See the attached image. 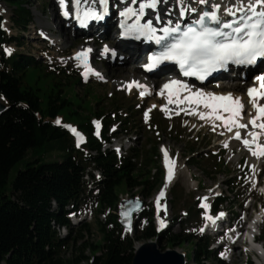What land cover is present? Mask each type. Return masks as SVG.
<instances>
[{"label": "trees", "instance_id": "16d2710c", "mask_svg": "<svg viewBox=\"0 0 264 264\" xmlns=\"http://www.w3.org/2000/svg\"><path fill=\"white\" fill-rule=\"evenodd\" d=\"M0 2L13 7L14 26L20 31L26 30L31 20L27 2ZM15 40L0 28V97H3L0 100L7 107L0 113V264H79L81 261L131 264L133 243L141 240H159L168 245L193 243L187 258H193L194 264H204L208 259L223 264L207 249L204 239L196 240L183 228L156 232L151 205L145 211L148 224L136 231L133 238L123 235V229L112 214L105 222L97 220L101 234L98 243L84 241L77 248L79 254L67 259L62 256L71 237L59 238L57 228L66 226L72 232L66 217L67 207L72 205L76 209L82 201L88 187L84 180L87 169H98L102 176L96 184L99 212L113 210L119 200V189H137V194L150 197L161 183L158 147L150 145L141 154L133 149L131 157L123 159H118L111 150L103 151L94 133L92 117L103 122L101 139L107 140L106 134L113 122H120V126L128 124L119 113L118 102H110L113 117L108 118L105 111L98 108L100 104L97 108L90 102L82 106L83 99L73 93L80 83L78 76L62 68L47 70L20 53L6 56L4 47ZM30 74H34L33 83L28 80ZM56 118L75 124L84 135L85 143L75 148L67 131L56 125ZM52 153H57L58 159H46ZM195 153L194 148L189 149L188 164L207 160L202 155L195 159ZM213 167L212 173L219 174L226 165L219 157ZM13 169L15 173L9 178ZM234 188V185L230 188L231 192ZM172 196L174 202L179 201L174 189ZM225 200L227 198H219L215 205ZM84 231H89L87 223H82L75 231L74 243L82 238ZM262 241L264 247V231ZM86 250L90 258L84 255Z\"/></svg>", "mask_w": 264, "mask_h": 264}, {"label": "rangeland", "instance_id": "374dc122", "mask_svg": "<svg viewBox=\"0 0 264 264\" xmlns=\"http://www.w3.org/2000/svg\"><path fill=\"white\" fill-rule=\"evenodd\" d=\"M25 1L27 2L28 8L31 12V22L27 29L23 32L17 29L12 23L11 17L13 7L7 3L0 2V15L5 26L4 29H7L5 32L8 36L18 39L15 40V43L9 44L7 48L12 49L11 53H21L27 57L37 60L40 66L46 68L47 70H50L49 68L52 69L60 66L65 69H69L70 71L76 68L77 64L69 59L75 49H81L83 44H85L84 41L87 39L86 36L81 37L78 33L76 34L70 32L71 35L69 36L68 43V40H66V36L68 34L65 29L66 27H61L55 20L56 15L54 10L58 9L56 0ZM168 8L169 7H167V9ZM164 14L165 13H163V15ZM40 26H45L47 29H42ZM52 30H55V32L58 30V36H55L54 38L51 37L52 43L44 42L42 37L39 35V32L48 36V33L52 32ZM112 34L110 36V42L115 41L114 39L116 38V35L113 34L112 36ZM87 37L90 39L89 34ZM55 40L57 43H55ZM92 41L96 40L92 38ZM100 54L101 50H97L94 53V55H97L98 60H100L102 56ZM130 63L131 62L126 61L125 59L120 61L118 60L117 63H111L109 60L104 59L103 61L101 60V62L98 61L94 64L95 72H98L96 69L101 67L103 69L107 68L109 72H112V69L118 66L128 67L127 65H129L132 67V64L130 65ZM82 71L83 68L75 70L76 73L74 74L79 77L80 83L75 86L73 92L74 94H77L78 98L83 99L82 106H84L83 104L85 102H90L93 108H97L98 104H100L98 108L100 110H104L105 116L108 118L113 117L111 112L112 110H110V102L112 103L113 101H116L118 102L116 105L121 107V117L123 119L125 118L128 122L127 125L123 123L121 126L118 123L114 124L111 132L115 133V137L113 138L111 133L108 134L109 142L103 144V150H112L118 157H131L133 149L141 154L149 149L150 145L156 144L158 147V153H160L161 164L163 166L164 159L162 149L167 150L170 159L175 161L174 178L168 183L167 188H164L166 182V169L164 166L165 175L164 181L162 182L163 186L158 185V188L155 187L152 196L149 198L144 195L134 196L135 198H140L144 204H150L155 202L161 189H164L165 196L161 198V204L166 206L168 219L174 218L175 215L179 216L177 221L171 227L172 230L178 231L179 227L177 223L181 221L184 224V227L190 228L191 231H193V228L190 227L191 225L189 223L190 217L185 215L180 216V214L188 211L190 206L194 207V203H196L195 207H198L197 203H205L209 205L212 198L220 193L228 196L230 200L242 203V208H245L247 204L252 203L254 210L256 212L260 211L262 216H264V212L259 210V203L264 204V195L261 194L260 190H256L255 188V174H258L261 167L263 168V170L260 171V174L262 175L261 178H264V164L261 167L259 164V161L263 159L258 160L256 157L248 154V152L241 147L238 142L231 145H228L227 143V147H225L226 142L222 134L217 131H213L207 124H203L200 121H194L192 115H186L184 112L177 115L174 110L166 114L164 111H161V101L158 97H156V95H150L144 100H139L136 92L127 93L124 83H127V81L131 79L130 76H125L122 80L106 81L105 79H99L96 75L91 74L90 77L85 79L84 75H82ZM74 74H72V76ZM28 80L33 83L35 80L34 74H30ZM154 99L157 103H152ZM0 103L3 104L2 101H0ZM152 105H156V107L153 108ZM145 111H148L147 122L144 117ZM150 117H152L153 122L158 127V132H155L152 128L147 127L150 122ZM95 119L96 118H93V120ZM61 123L76 127V125L72 123L67 124L63 121H61ZM190 148H194L196 151L193 156L195 159H199L202 155V158H206L207 160L200 161L194 165L188 164L187 160H190V157H188V151ZM117 149H119V152H117ZM218 151L223 152L222 157L226 164V168L222 173L214 174L212 173L214 169L213 165L216 161H218V159L216 156H209V154H212L213 152L218 153ZM46 159L56 160L58 159V154L52 153L46 156ZM262 163H264V160ZM253 165L256 168L255 171H253L251 167ZM202 170L205 171V173H203ZM206 171L208 174H206ZM14 173L15 169L10 172L9 178H11ZM239 178H245L246 181L239 186L236 192L234 191V193L231 194L229 191L230 185L237 183ZM85 179L87 181L90 180L89 177H85ZM173 189L178 195V202H174L172 196ZM137 192V189H119L118 191L119 198L122 199L126 197L130 198ZM89 194L90 193L87 191L85 196L86 202L79 207L81 212L86 211L88 214H91L90 218L88 216V219L82 221L89 225V231L81 233L82 238H80L76 243H74L73 238L76 235L75 231L79 228L82 222L78 225H72L73 228L71 233L69 230L66 231L68 236L71 238L69 239L67 247L62 252V256L65 259L79 254L77 248L84 241L94 244L98 243L100 241L101 234L98 230L99 225L97 220L104 222L109 215L116 213L113 210H104L99 212L98 204L93 202ZM204 197L207 199H199ZM254 199L257 200V202H254ZM226 206L227 204L225 203L222 207L225 208ZM230 209L232 213H236L237 206ZM145 222L148 223V221L144 220L142 211L137 218V226L141 228ZM155 224L157 223H154V225ZM169 226L170 225L167 227ZM192 226H194V224ZM260 228L264 229V217L262 223L260 224ZM64 234L66 233L60 229V235L63 236ZM129 235L131 234L129 233ZM145 242L148 241H135V243H133V247L136 248V246ZM155 243L161 252L174 250L183 255L184 263L186 262L185 255L191 252L193 245V243L187 242H179L175 245H168L164 241L159 240L155 241ZM237 243L238 244L236 245H239L240 248V241ZM248 249L249 247L245 244L242 248H240V255L237 259H234V257L231 256L228 259H224L223 264H246L249 260L252 261V264H264V261L251 257L247 251ZM225 250L228 255L232 254V246L226 247ZM84 255L89 258L91 257L88 250L84 252ZM79 264H86V261H81ZM188 264H193L192 259H190ZM205 264H212V262L208 260Z\"/></svg>", "mask_w": 264, "mask_h": 264}, {"label": "snow or ice", "instance_id": "6c2138e0", "mask_svg": "<svg viewBox=\"0 0 264 264\" xmlns=\"http://www.w3.org/2000/svg\"><path fill=\"white\" fill-rule=\"evenodd\" d=\"M68 2L71 3L75 18L81 27H87L89 21L103 20L108 13L109 0H58L61 15L64 17L70 15V11L67 10ZM121 2L125 4L119 12V16L123 18L120 22L121 37L137 40L143 37L154 40L157 45H160L159 51L148 54L147 62L142 65L145 71H153L165 63H174L179 66L180 76L194 77L204 81L216 72L226 71L229 65L249 67L264 59V0H234L230 7L222 6L220 2H212V0H194L195 4L208 6L199 10L192 6L193 0H175L176 5L179 6L178 19L174 24L172 20H168L167 26L159 29L163 35H157L158 29L154 26L153 20L141 21L146 15V10L156 13L158 6L162 3L167 4L168 0H121ZM137 3H139L138 9L133 8L132 5ZM97 4L102 11L94 7ZM188 12L197 13L198 18L182 28V19ZM221 12L224 15H221ZM237 12L244 13L238 20L225 19V16L235 17ZM129 19H132V23H127ZM159 20L160 16L156 15V21ZM4 27V24L0 23V28ZM41 35L44 34L41 33ZM92 51L90 47L83 48L77 51L72 59L78 62V66L84 67L85 72L82 75L85 79L90 73L99 79H104L88 63L89 54ZM110 51L115 55V51L105 45L102 54ZM4 52L11 55L12 49L5 48ZM253 81V86H249L246 90L247 100L239 95L234 96L231 92L221 94L205 91L178 78L166 80L160 86L157 95L164 97L167 102L160 106L161 111L167 114L170 111L167 105L174 104L178 109L175 112L177 115L184 112L186 115L196 116L205 123L211 124L213 131L223 127L227 132L233 133L232 138L240 141L252 156L260 159L264 158V102H261L264 101V73L255 75ZM133 86L141 90L139 91L141 97L151 94L147 86L138 81H132L126 87L131 90ZM246 104L254 110V115L246 111ZM180 105L185 107L180 108ZM152 107L155 108L156 105ZM245 115L248 116L247 122H242ZM144 117L147 122L148 111L144 112ZM217 121L220 123L217 124ZM55 123L61 124L60 119H57ZM93 123L99 129L100 122ZM64 127L77 138V147H79L83 141L81 133L70 125H64ZM241 130H244L243 136ZM248 136H251L250 140L246 138ZM162 151L166 169L164 188H167L168 183L174 178L175 161L170 159L167 150L162 149ZM251 167L253 171L256 170L254 165ZM164 196L165 191L161 189L156 197L155 206L158 213L163 207L166 215V206L161 204V198ZM136 203L139 205V200ZM200 207L207 209L209 205L201 203ZM121 215L127 218L129 213L121 212ZM224 215L225 213H219L216 218L206 215L205 218L215 223V219ZM158 219L160 228L166 227V221L159 216ZM128 224L127 230L130 231V220ZM199 231L202 233L204 228H200ZM220 255L223 257L224 253Z\"/></svg>", "mask_w": 264, "mask_h": 264}, {"label": "bare ground", "instance_id": "6f19581e", "mask_svg": "<svg viewBox=\"0 0 264 264\" xmlns=\"http://www.w3.org/2000/svg\"><path fill=\"white\" fill-rule=\"evenodd\" d=\"M214 1L215 2H220L222 4V6L227 5L229 7L234 2V0H214ZM195 5L196 4L193 1L192 6L194 7ZM167 7H169V8L167 9ZM178 7L179 6L176 5L175 0H172V1L169 0L168 3L165 4V5L160 4L158 6V9H157L156 13H154L153 16L156 19V15L160 16L162 13H164L166 11V9H167V11H173L175 8H177V10H178L179 9ZM112 9L113 8H111V10ZM146 11H150V10H146ZM177 14H179V13H177ZM172 17H173V14H170L169 19H171ZM110 19L111 18L106 20V23L109 22ZM40 27L42 29H47L45 26H40ZM97 30H98L99 34L101 35L98 38L99 39H106L105 43H107V40L110 39L111 34L112 33L114 34L116 32V29L111 27V26H109V24H105V25H102L101 27H97ZM57 31L58 30H56V32ZM54 32H55V30H52V32H50L49 34H51V33L54 34ZM86 32H89V31H86ZM113 34H112V36H113ZM70 35H71L70 31H68V34L66 36V40H68V43H69V36ZM140 42H141V40H139V41H134V40L133 41H123V42L122 41L120 42V40H117V41L113 42L112 44L107 43V46L109 47V49L115 51V57L111 61H113L114 63L118 62L119 54L117 55V50L120 49V54H124V56H125L124 59L126 61L132 62V63H130V65L132 64L131 65L132 67H130L129 65H127L128 67L118 66V67L113 68L112 72H109V70L107 68L103 69L101 67L99 69L97 68L96 71H98V73H100L104 77V79L106 81L107 80H109V81L110 80H122V79H124L125 76H130L132 80L138 81L139 83L146 85L147 88H149V92L151 93L152 92L151 91V84L154 83L153 79L149 78L147 75H141V71H139L138 69L134 68V65H133L136 62L135 58L139 57L141 52L144 49V47L141 45ZM94 43H97V40L94 41ZM92 49H93L94 52L97 51V50H101V53H103V46L97 45V46L93 47ZM106 54H107V57H109V55L112 54V52L110 51L109 53H106ZM97 59H98L97 56L93 57L91 63L94 65L95 63H97L99 61ZM69 60L71 61L72 57ZM83 72H85V69H84ZM246 82L247 81H244V79H239V80H235V81L228 82V83H225V82L220 83V82H218L216 85H210V86L201 87V88H203L205 91H212V92L221 93V94L231 92V93H233L234 96L239 95L244 100H247V98L244 96V90H245ZM128 83H130V79L127 81V83H124L125 88H127L126 86H127ZM139 91H141V90H139ZM154 102H156L155 99L152 101V103H154ZM262 102H264V101H262ZM166 103H167L166 100H162L161 101L162 105L166 104ZM167 106H168V109L170 111L172 109H177V106L174 105V104H169ZM184 107H185V105H180V108H184ZM246 111L251 112L253 114V109H251L250 105L246 104ZM225 115H227V114L225 113ZM247 119H248V116L245 115L243 120H242V122H247ZM193 120L196 121V122L200 121L203 124H207L204 121L198 119L196 116H193ZM216 123L219 124L220 122L217 121ZM207 125H209L212 128L211 124H207ZM215 131H217L220 134L223 133L222 136L224 137V140H225L226 143H228V145H231V144L237 142V140L232 138L233 137V133L227 132L223 127H219ZM234 131H235V129H234ZM241 134H242V136L244 135V130H241ZM260 160H261V158H260ZM263 160L259 161L260 162L259 163L260 167L264 164V163H262ZM261 170H263L262 167L260 168V171ZM259 172H258V174H259ZM258 174H255V175L257 176ZM243 226H244V224H240V228L241 229L243 228ZM238 241H240V248H242L244 246V243L239 237H237L235 240L230 239V241H228L229 246H232V248H233L231 256L234 257V259H237L239 257V255H240L239 245H236V244H238L237 243Z\"/></svg>", "mask_w": 264, "mask_h": 264}, {"label": "water", "instance_id": "95a60500", "mask_svg": "<svg viewBox=\"0 0 264 264\" xmlns=\"http://www.w3.org/2000/svg\"><path fill=\"white\" fill-rule=\"evenodd\" d=\"M3 108L4 107L0 105V112ZM136 201L137 199H130L120 203V223L125 228L129 227V220L131 225L133 214L142 208V203L139 202V205H137ZM121 212L129 213L128 217L122 216ZM131 264H183V258L174 250L160 252L157 244L153 241H149L138 245L133 253Z\"/></svg>", "mask_w": 264, "mask_h": 264}]
</instances>
